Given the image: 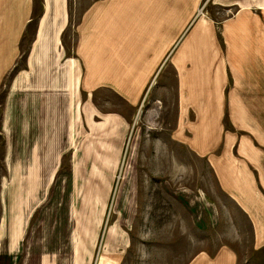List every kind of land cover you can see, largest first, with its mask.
Masks as SVG:
<instances>
[{
    "label": "rangeland",
    "instance_id": "rangeland-1",
    "mask_svg": "<svg viewBox=\"0 0 264 264\" xmlns=\"http://www.w3.org/2000/svg\"><path fill=\"white\" fill-rule=\"evenodd\" d=\"M41 1L35 0L22 50ZM93 1L63 0L67 57L75 55L77 25ZM241 2L201 0L196 10L213 27L225 70L221 30L239 16ZM166 69L131 108L124 131L109 115L128 111L123 99L104 90L86 95L85 119L69 121L67 146L50 171L31 168L28 138L0 131V264H188L202 256L264 264V210L260 218L251 214L252 183L264 192L252 168L251 107L224 105L219 127L210 128L221 137L209 144L196 137L194 144L183 134L187 120L173 121L175 80ZM9 79L0 89V119ZM200 125L192 132H205Z\"/></svg>",
    "mask_w": 264,
    "mask_h": 264
},
{
    "label": "crops",
    "instance_id": "crops-1",
    "mask_svg": "<svg viewBox=\"0 0 264 264\" xmlns=\"http://www.w3.org/2000/svg\"><path fill=\"white\" fill-rule=\"evenodd\" d=\"M200 1L95 0L77 25L75 55L67 57L60 38L66 18L63 0L41 1L42 12L24 50L21 42L34 19L35 0H0V89L10 75L0 131L7 135L10 128L11 138L16 131L28 138L31 168L50 171L67 146L69 121L85 119L86 95L90 99L104 90L123 99L128 111L109 115L111 124L124 131L131 108L170 68L177 107L173 121L181 115L187 120L190 129L183 134L188 132L194 144L196 137L208 144L221 137L210 128L219 127L224 105L251 107L252 168L264 186V0H243L239 16L221 30L228 46L226 70L212 25L196 17ZM195 124L206 131L192 132ZM252 186L251 214L260 218L264 192L256 183ZM188 264L224 262L202 256Z\"/></svg>",
    "mask_w": 264,
    "mask_h": 264
}]
</instances>
